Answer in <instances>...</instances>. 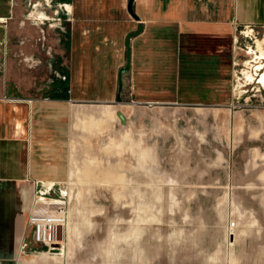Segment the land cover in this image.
<instances>
[{
  "label": "crops",
  "instance_id": "1",
  "mask_svg": "<svg viewBox=\"0 0 264 264\" xmlns=\"http://www.w3.org/2000/svg\"><path fill=\"white\" fill-rule=\"evenodd\" d=\"M28 1L0 0V264H145L138 253L130 257L128 242L114 255L106 245L96 252L97 245L79 241L73 187L81 185L79 157L90 152L84 138H106L94 151L111 148L124 89L137 105H228L238 49L250 47L251 30L264 34V0H134L131 11L130 0H51L58 31L69 30L66 49L59 35L46 37L22 20ZM263 45L251 50L246 65L255 73L243 72L247 84L263 69ZM29 58L44 66L30 71ZM44 189L70 204L62 253L22 246L31 241L27 220Z\"/></svg>",
  "mask_w": 264,
  "mask_h": 264
},
{
  "label": "rangeland",
  "instance_id": "2",
  "mask_svg": "<svg viewBox=\"0 0 264 264\" xmlns=\"http://www.w3.org/2000/svg\"><path fill=\"white\" fill-rule=\"evenodd\" d=\"M49 6L29 0L22 20L46 37L59 35L66 49L68 27L58 31L55 20L37 19L58 17ZM254 36L245 53L238 49L226 106L137 105L123 90L111 148L94 151L106 138H84L90 152L79 157L81 185L73 187L79 241L97 245L96 252L106 245L114 255L128 242L130 257L138 253L145 264L171 258L264 264V60L254 82L242 75L255 57L251 50L264 42V34ZM24 64L30 71L44 66L34 58Z\"/></svg>",
  "mask_w": 264,
  "mask_h": 264
},
{
  "label": "built area",
  "instance_id": "3",
  "mask_svg": "<svg viewBox=\"0 0 264 264\" xmlns=\"http://www.w3.org/2000/svg\"><path fill=\"white\" fill-rule=\"evenodd\" d=\"M44 6L50 7L51 0H41ZM50 3V4H48ZM57 15V12H56ZM41 22L58 21V17L49 19L42 15V18H37ZM250 38H255L254 30H251ZM257 41L253 40V43ZM257 47V45H256ZM35 207L27 220V230L32 232V239L23 240V248H27L29 244H33L36 248L47 253H62L65 248V236L69 226V202L63 195L52 197L50 193L44 189L39 190L35 196Z\"/></svg>",
  "mask_w": 264,
  "mask_h": 264
},
{
  "label": "water",
  "instance_id": "4",
  "mask_svg": "<svg viewBox=\"0 0 264 264\" xmlns=\"http://www.w3.org/2000/svg\"><path fill=\"white\" fill-rule=\"evenodd\" d=\"M134 0H130V3H129V10L131 11V8H132V3H133ZM128 71V68H125L123 69L121 72H120V78H122L123 74L127 73Z\"/></svg>",
  "mask_w": 264,
  "mask_h": 264
}]
</instances>
